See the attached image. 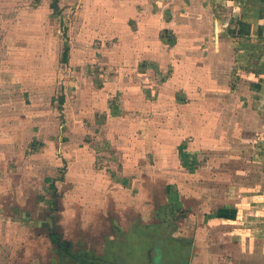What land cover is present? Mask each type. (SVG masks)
<instances>
[{
  "label": "rangeland",
  "instance_id": "374dc122",
  "mask_svg": "<svg viewBox=\"0 0 264 264\" xmlns=\"http://www.w3.org/2000/svg\"><path fill=\"white\" fill-rule=\"evenodd\" d=\"M91 1L0 0V221L52 209L78 155L120 185L155 183L166 205L140 229L169 252L229 219L264 234V0Z\"/></svg>",
  "mask_w": 264,
  "mask_h": 264
},
{
  "label": "crops",
  "instance_id": "0c3cea01",
  "mask_svg": "<svg viewBox=\"0 0 264 264\" xmlns=\"http://www.w3.org/2000/svg\"><path fill=\"white\" fill-rule=\"evenodd\" d=\"M76 1H79V9L81 2H84V8L92 2ZM116 10L119 11V6ZM260 55L263 58L258 65L261 69L259 75L264 78V46ZM260 89L264 99V86ZM147 150L156 153V149L155 152ZM77 156L70 158V184L67 188L59 182L53 183L58 192L55 190L50 196L56 202H52V209L46 208L43 202L33 203L32 208L24 203L6 208L21 216L18 218L20 214H16L15 220L7 223L5 221L11 216L0 221V264H237V259L246 260L241 264H252L256 259L264 264V234L254 233L253 227L256 226L251 219L245 221L247 218L229 219V233L217 236L203 234L200 236V249L192 253L183 245L175 251H167L166 237H158L156 231L152 235L142 234L140 229L156 223L158 205H166L164 198L157 203L155 183H145L143 188L120 185L115 183L117 179L111 172L105 176L96 172L93 163L91 171L87 166L81 167V159L78 160L80 157ZM144 179L149 182V177ZM124 182L123 179L121 183ZM251 195L240 194L239 197L250 208L258 198ZM232 204L235 210L236 200ZM256 207L264 209L263 202ZM234 212L237 214L236 210ZM213 221H216L215 218ZM217 221L223 222L220 219ZM54 235H58L61 241L69 242L74 253L79 256L84 254L83 261L61 254L59 246L52 242ZM158 241L161 242L159 245ZM230 247L237 248V253L233 255ZM158 248L162 249L159 254L163 253L160 261L155 258Z\"/></svg>",
  "mask_w": 264,
  "mask_h": 264
},
{
  "label": "trees",
  "instance_id": "16d2710c",
  "mask_svg": "<svg viewBox=\"0 0 264 264\" xmlns=\"http://www.w3.org/2000/svg\"><path fill=\"white\" fill-rule=\"evenodd\" d=\"M66 33H67V29H66ZM69 56H70V47L67 45L64 51V62L69 61ZM52 238H53V242L59 246V251L61 254H68L75 259L83 261V258H85V255L82 254L79 256L77 253H74L72 251V245L69 242L61 241L58 235H54Z\"/></svg>",
  "mask_w": 264,
  "mask_h": 264
}]
</instances>
